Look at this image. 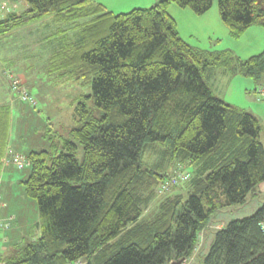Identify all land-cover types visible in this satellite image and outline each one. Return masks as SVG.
Returning <instances> with one entry per match:
<instances>
[{
  "label": "trees",
  "instance_id": "obj_1",
  "mask_svg": "<svg viewBox=\"0 0 264 264\" xmlns=\"http://www.w3.org/2000/svg\"><path fill=\"white\" fill-rule=\"evenodd\" d=\"M9 1H23L25 8L5 13L0 35L46 15L83 21L80 38L54 52L61 66L69 65L68 73L90 83L100 114L79 101L75 125L61 143L18 154L30 166L22 184L37 202L39 235L0 254V264H171L190 258L199 232H207L216 213L245 203L264 180L260 120L215 96L203 73L222 66L263 78L264 50L239 60L182 40L168 5L203 14L213 0H159L118 14L92 0ZM217 5L233 37L257 23L264 26V0ZM170 165L191 171L173 185L178 192L162 197L147 214ZM13 217L2 219L9 223L2 230ZM213 235L200 264H264V201Z\"/></svg>",
  "mask_w": 264,
  "mask_h": 264
},
{
  "label": "rangeland",
  "instance_id": "obj_2",
  "mask_svg": "<svg viewBox=\"0 0 264 264\" xmlns=\"http://www.w3.org/2000/svg\"><path fill=\"white\" fill-rule=\"evenodd\" d=\"M157 1L159 0H92L90 2L93 6L101 4L113 14H118L134 8H147ZM23 8H25L23 1L12 4L9 0H4V4L0 3V19L6 12L20 11ZM167 12L176 22L178 36L197 49L208 52L225 51L239 60H245L264 50V26L257 23L240 35L231 36L227 26L221 21L217 0H213L211 7L203 14H196L189 7H180L175 3L168 5ZM46 16L22 24L8 34L0 35V93L15 97L1 74L4 69H12L18 74L25 75L27 81L24 87L38 101L37 106H31L18 103L15 97L12 100L16 103L11 107L7 103L6 109L2 110L0 106V144L6 146L11 154H25L33 149H40L42 141L46 142L44 147H49L53 142L61 143L68 136L69 129L75 125L73 113L79 101H83L95 115L100 114V110L94 104L90 83L84 84L76 79L74 73H68L69 65L61 66L54 52V48L62 43L78 40V33L82 31L78 24L83 21L77 19L68 23V18H59L60 20L56 21ZM233 69H225L222 66L205 69L203 78L212 93L248 112L254 110L252 101L264 104V98L258 99L255 90L257 84L264 82V77L258 79L245 77ZM257 109L264 108L259 106ZM260 140L264 145V125ZM76 157L79 161L82 160V146L79 144ZM154 158L155 155H152L150 161ZM7 168L3 180L5 185L9 186L6 197L8 208L4 211L10 212L2 211V213L5 215L11 213L15 219L13 217L9 220L10 228L0 231V240L9 242L3 250H0L1 255H9L11 250L18 249L19 245H24L39 235L36 225L37 202L25 194L22 184L30 166L27 164L19 168L11 165ZM173 168L172 165L167 167L168 176L177 170ZM185 170L191 171V167L187 166ZM180 186L185 187V183ZM179 188L172 187L168 193L156 195L146 213L152 212L162 197L178 192ZM1 190L4 191V186ZM262 201H264V180L255 186L245 203L216 213L215 220L210 222L207 232L205 233L204 230L199 232L194 253L185 260L184 264H200L213 240V231L233 219L252 215ZM6 217L0 216V219ZM14 228L17 229V234L11 235Z\"/></svg>",
  "mask_w": 264,
  "mask_h": 264
},
{
  "label": "built area",
  "instance_id": "obj_3",
  "mask_svg": "<svg viewBox=\"0 0 264 264\" xmlns=\"http://www.w3.org/2000/svg\"><path fill=\"white\" fill-rule=\"evenodd\" d=\"M4 4V0H0V3ZM3 76L5 77L11 93L15 97L26 104L31 106H37L38 102L34 95L30 93L23 84V81L19 74L15 73L12 69H4L2 71ZM256 94L258 98H264V84H259L256 87ZM11 157L4 158L5 163H12L19 168H23L28 164L26 158L18 154H10ZM188 178V173L183 169H177L172 175L164 178L159 182L156 188V194L162 195L166 192H169L173 185L185 181ZM1 202V201H0ZM2 204L0 203V206ZM12 217V216H11ZM9 225L7 220L0 219V230L6 228ZM73 264V263H71ZM74 264H81V261H76Z\"/></svg>",
  "mask_w": 264,
  "mask_h": 264
},
{
  "label": "crops",
  "instance_id": "obj_4",
  "mask_svg": "<svg viewBox=\"0 0 264 264\" xmlns=\"http://www.w3.org/2000/svg\"><path fill=\"white\" fill-rule=\"evenodd\" d=\"M248 29H250V27L248 28ZM247 31V30H246ZM1 74H2V72H1ZM20 74V76H22V81H23V84H25L26 83V81H27V78L25 77V75H23V74H21V73H19ZM4 77V76H3ZM3 80L5 81V83H6V80H5V78H3ZM25 86V85H24ZM12 98H15L13 95H11V96H6V95H4V94H2V93H0V106H5L7 103H9L10 104V107H11V105H14L15 103H16V101H14V100H12ZM18 101V100H17ZM259 101V100H258ZM12 102H14L13 104H12ZM18 103H20L19 101H18ZM251 105H253L254 107V110H252L251 112H253L252 114L253 115H255L259 120H260V122H261V125L263 126L264 125V109H257L259 106L260 107H262V108H264V104H262V103H258V102H255V101H252V103H251ZM250 112V113H251ZM259 114V115H258ZM45 144H46V142L45 141H42V145H41V147H44L45 146ZM47 147V146H46ZM11 152H8V150H7V147L5 146V148H4V151L3 152H0V195H1V197H0V203H2V204H4L1 208H0V216H3V217H5V216H7L8 214H11V213H7L6 215L5 214H3L2 213V211L3 212H10V211H4L6 208H8V206H7V201H6V197H7V194H8V190H9V186L8 185H5V181L3 180L4 179V175H5V172H6V170H8V168L7 167H11V165H14V164H12V163H5L4 162V158H6V157H11ZM22 155H24V156H26L27 155V153H25V154H22ZM27 173H28V170H27V172H26V175H27ZM3 186H4V191H2L1 189L3 188ZM13 209V208H12ZM14 219H15V216H14ZM9 231V230H8ZM17 234V229H12V232H11V235H16ZM7 243H9V242H4V241H1L0 240V250H3V248L5 247V245L7 244ZM0 254H1V252H0Z\"/></svg>",
  "mask_w": 264,
  "mask_h": 264
},
{
  "label": "water",
  "instance_id": "obj_5",
  "mask_svg": "<svg viewBox=\"0 0 264 264\" xmlns=\"http://www.w3.org/2000/svg\"><path fill=\"white\" fill-rule=\"evenodd\" d=\"M185 262V258H180L179 260H176L174 262H172L171 264H183Z\"/></svg>",
  "mask_w": 264,
  "mask_h": 264
}]
</instances>
